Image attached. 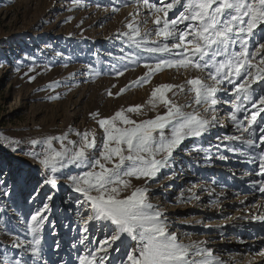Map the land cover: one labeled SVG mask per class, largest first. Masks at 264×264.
Here are the masks:
<instances>
[{
    "label": "rangeland",
    "instance_id": "obj_1",
    "mask_svg": "<svg viewBox=\"0 0 264 264\" xmlns=\"http://www.w3.org/2000/svg\"><path fill=\"white\" fill-rule=\"evenodd\" d=\"M137 7L135 0H0V264H78L79 256L112 235L111 228L97 222L84 224L91 212L77 203L83 197L68 181L81 169H44L31 153L43 152L46 145L31 141L59 137L71 128L94 130L99 144V118L135 105L145 107L139 115L130 114L134 120L163 114V105L153 110L147 104L152 90L161 84L183 85L196 74L165 69L148 83H136L147 71L144 63L154 57L117 36L127 30ZM146 15L141 7L136 18ZM141 28L151 30L152 20ZM129 52L140 59H123ZM121 89L126 90L117 95ZM168 96L180 105L191 100L175 88ZM229 107L219 105V123L201 137L187 138L171 167L147 182L148 198L165 213L169 230L181 241L205 242L223 264H264L258 255L264 250V219H254L264 217V193L251 183L259 179L256 165L229 150L239 142L217 140L238 134L227 117ZM200 112L205 114L202 108ZM92 113L99 116L93 119ZM76 140L73 131L64 143L71 147ZM53 146L62 147L59 140ZM49 177L57 184H43ZM132 185L145 186V180L133 178ZM44 203L49 210L40 230L42 255L32 257L13 244L32 239L30 217ZM130 244L134 246L126 239L114 244L105 264H120Z\"/></svg>",
    "mask_w": 264,
    "mask_h": 264
},
{
    "label": "snow or ice",
    "instance_id": "obj_2",
    "mask_svg": "<svg viewBox=\"0 0 264 264\" xmlns=\"http://www.w3.org/2000/svg\"><path fill=\"white\" fill-rule=\"evenodd\" d=\"M135 2L136 12L130 14L127 30L117 38H126V43L154 57L152 63H144L147 71L136 83H148L154 74L165 69L196 74L190 75L183 85L161 84L152 90L147 104L153 110L163 105L166 108L163 114L134 120L130 114H141L145 105L121 108L97 120L102 129L99 144L94 130L70 128L59 137L33 139L32 144L46 147L43 152L33 151L31 155L52 172L70 167L81 169L70 175L68 181L83 197L77 203L80 207L86 205L91 212L84 224L94 221L112 229L111 236L77 258L78 264H105L109 249L125 239L134 246L128 245L120 264H223L211 248L204 246L205 242L185 243L169 230L165 213L150 202L146 185L162 169L171 167L174 153L187 138L201 137L219 123L218 108L225 104L230 106L227 117L238 134L218 136L217 140L239 142L237 147L229 148V144L224 147L256 165L255 175L259 179L251 183L264 193V115H261L264 113V0ZM141 7L148 15L137 20ZM148 19L152 20L153 28L142 31L141 25ZM153 36L155 40L151 39ZM123 59L135 62L140 57L129 52ZM117 75L123 72L118 71ZM174 88L190 94L191 100L184 105L175 103L168 96ZM125 90L121 89L117 95ZM108 95L112 93L109 91ZM201 108L205 114L200 112ZM91 116L95 119L99 113ZM73 131L79 140L71 141L69 147L64 142ZM57 140L62 145L60 149L53 146ZM133 178L145 180V186L133 187ZM43 184L56 185L57 179L49 177ZM47 199L51 200V196ZM48 210L49 204L44 203L31 215L32 239L25 245L14 243L13 247L25 248L32 257L42 255L40 230ZM87 231L84 227L83 232ZM258 255L264 257V250Z\"/></svg>",
    "mask_w": 264,
    "mask_h": 264
},
{
    "label": "bare ground",
    "instance_id": "obj_3",
    "mask_svg": "<svg viewBox=\"0 0 264 264\" xmlns=\"http://www.w3.org/2000/svg\"><path fill=\"white\" fill-rule=\"evenodd\" d=\"M224 105H225V104H221L220 106H221V107H224ZM226 108H227V107H226ZM226 108H225V109H226ZM225 109H224V110H225ZM227 123H228V122H227ZM66 169H68V168H66ZM256 257H257V256H256Z\"/></svg>",
    "mask_w": 264,
    "mask_h": 264
}]
</instances>
